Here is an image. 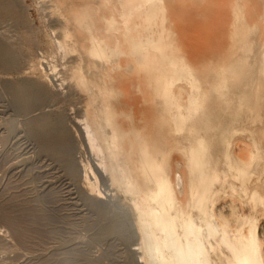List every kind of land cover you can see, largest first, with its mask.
I'll list each match as a JSON object with an SVG mask.
<instances>
[{"label": "bare ground", "instance_id": "6f19581e", "mask_svg": "<svg viewBox=\"0 0 264 264\" xmlns=\"http://www.w3.org/2000/svg\"><path fill=\"white\" fill-rule=\"evenodd\" d=\"M48 2L61 23L46 53L52 70L63 63L60 88L84 97L78 122L100 168L86 165L85 184L100 198L101 172L127 197L143 264H264V0H238L227 58L201 67L166 0Z\"/></svg>", "mask_w": 264, "mask_h": 264}, {"label": "rangeland", "instance_id": "374dc122", "mask_svg": "<svg viewBox=\"0 0 264 264\" xmlns=\"http://www.w3.org/2000/svg\"><path fill=\"white\" fill-rule=\"evenodd\" d=\"M50 3L0 0V55L14 56L0 57V264H143L134 212L98 172L78 122L84 97L60 88L61 60L52 70L46 52L61 19ZM34 58L45 61L50 81L34 69L30 78ZM88 164L101 178L100 198L85 184ZM260 231L264 241V220Z\"/></svg>", "mask_w": 264, "mask_h": 264}, {"label": "crops", "instance_id": "0c3cea01", "mask_svg": "<svg viewBox=\"0 0 264 264\" xmlns=\"http://www.w3.org/2000/svg\"><path fill=\"white\" fill-rule=\"evenodd\" d=\"M166 1L170 24L183 45L181 53L193 65L211 66L227 58L238 0ZM249 17L252 22L258 20L255 16ZM261 29L263 30L261 40H264L263 24ZM245 146L242 142L237 144L238 148ZM221 204H226V201L223 200Z\"/></svg>", "mask_w": 264, "mask_h": 264}]
</instances>
